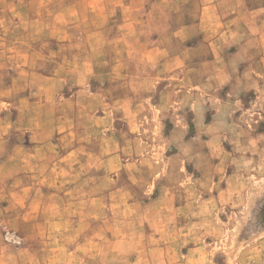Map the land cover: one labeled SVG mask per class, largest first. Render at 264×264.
Returning a JSON list of instances; mask_svg holds the SVG:
<instances>
[{
	"label": "rangeland",
	"instance_id": "obj_1",
	"mask_svg": "<svg viewBox=\"0 0 264 264\" xmlns=\"http://www.w3.org/2000/svg\"><path fill=\"white\" fill-rule=\"evenodd\" d=\"M158 1L157 10H179L192 16L197 14L200 4L198 0ZM246 2L254 8L264 0ZM126 3L0 0V72L13 70L15 76L29 73L26 80L20 79L21 75L14 80L13 91L7 93V98L13 107L19 104L21 95L43 99L44 93H49L42 89L45 82L40 74L57 72L62 78L72 76L70 82L63 81L61 91L55 94L56 106H61L63 128H68L62 134V151L79 155L72 161L63 160V167L69 168L71 164L74 169L83 168V153H95L94 176L71 178L78 185L75 197L79 201L85 199L81 190L86 183H93V232L85 238V233L77 236L63 232L60 239L38 242L25 240L17 229L0 224V264H86V260L91 261L88 264H264V137L244 139L243 144L229 141L238 137L234 123L256 135L263 131L264 121L260 119L261 125L251 130V119L259 117V113L240 109L242 116L239 114L235 120L229 116L228 107L220 110L216 99L204 98L209 102L205 105L203 98L194 94L192 88L196 84L192 80L164 79L157 82V90L149 81L126 80L123 71H151V66L143 63L148 56L145 50L119 47L132 44L134 39L130 34H121L123 29H119L124 20L133 22ZM137 6L129 5V9ZM140 8L147 13L151 9L149 1ZM159 15L156 22L165 23L166 17ZM242 21L246 17H241ZM121 37L124 41H120ZM139 56L140 65L135 61ZM154 69L162 72L160 75L168 72L164 67ZM175 72L181 75L180 70ZM118 76L123 78L117 79ZM205 87L214 89L211 83ZM166 88L173 89L171 96L161 94ZM184 88L190 89L189 93L183 91L187 96H182ZM140 95L148 97L143 100ZM139 101H144L148 112L136 119L139 129L135 133L132 128L127 130L124 153L121 152L126 166L109 178V189L101 193L97 186L102 184L97 176L101 160L97 157L121 151L116 140L104 147L102 139L107 132H117V123H122L123 116L115 114L123 112V108L127 110L125 120L135 121L127 107ZM237 101L240 108L248 106L250 92ZM188 105L191 123L189 128L184 127L188 128L186 142L181 144L178 134L168 143L166 136L171 127L182 122V116L176 117L182 112L186 115ZM198 112V121L210 122L194 129L192 124L197 121ZM91 123L95 128L104 124V129L97 127L103 134L85 131ZM221 135H225L223 143L217 139ZM86 138H91L89 146L76 145ZM235 153L254 156L255 161L235 159ZM113 164L116 162L110 161V167ZM236 166L243 168L244 174L228 178L227 172ZM223 186H228L225 195L220 193ZM83 211L79 209L76 216H84ZM39 249H44L43 257L38 255Z\"/></svg>",
	"mask_w": 264,
	"mask_h": 264
},
{
	"label": "crops",
	"instance_id": "obj_2",
	"mask_svg": "<svg viewBox=\"0 0 264 264\" xmlns=\"http://www.w3.org/2000/svg\"><path fill=\"white\" fill-rule=\"evenodd\" d=\"M124 1L127 2L126 11L130 13L128 16L133 22L128 23V19L124 20V23L119 25V29H123L121 34H130L134 39L132 44L123 43L119 44V47L145 50L148 56L143 63L151 66V71L144 74L123 71L126 80L149 81L156 90L157 82L164 79H181L183 82L192 80L196 84V88H192L195 91L194 94L198 98H203L205 105H209L208 98L216 99L221 104L220 110L228 107L229 116H233L235 120L239 119V114L242 116L240 109L249 113H259V117L251 119V130L258 127L260 119L264 121V2L260 7L251 8L245 0H198L200 2L198 12L192 16L183 14L179 10H157L160 4L158 0ZM147 1L151 9L146 13L140 7ZM164 1L174 3L188 0ZM129 5L138 6L130 10ZM161 13L166 17V21L158 24L156 18ZM241 17H246V21L241 22ZM240 34L241 38H239ZM120 41H124V38L121 37ZM140 59V56L135 59L138 65L141 63ZM6 62L8 63V59ZM156 67H164L168 72L160 75L159 73L162 72L154 69ZM177 70H180L181 75L178 73L175 75ZM19 75L23 80L29 77V73L27 76L25 74L15 76L14 71L11 72L8 69L6 72H0V224L17 229L23 239L28 241L60 239L63 232L77 236L85 233L82 237H88V232L91 233L95 225L94 216L91 215L94 211L95 199L93 183H86L85 189L81 190L85 192V199L79 201L75 197L79 191L78 185L71 178L79 176V178L88 179L94 176L95 153H83L84 156H81V161H84L81 164L83 168L79 166L78 169H74L71 164L69 168L63 167V160L72 161L79 155L74 151L71 153L62 151L65 141L62 134L68 128H63L61 106H56L58 102H55V94L61 91L63 81L70 82L73 77L62 78L63 75L57 72L40 74L39 78L45 82L42 89L49 94L44 93L43 99L21 95L18 99L19 104L13 107L11 99L7 98V93L13 91V82L20 77ZM122 78L117 77V79ZM207 83H211L214 89L205 87ZM164 91H161L162 95L171 96L173 89L170 91L166 88ZM183 91L189 93L190 89L182 90V96H187ZM249 92L250 103L240 108L238 98L246 96ZM140 97L146 100L148 95H140ZM130 107L127 108L132 112L135 121L125 120L127 110L123 108V112L115 114L123 116L122 123H117V132H107L105 138L107 142L104 138L102 139L101 145L104 147L113 145L116 140L121 151L97 157L101 160L99 168L101 170H97V176L102 182L97 185L101 193L109 189V178L118 175L120 169L126 166L122 162L126 160V157L121 152L124 153L123 146L127 140V130L132 128L135 133L139 129L136 119L148 112L144 101H139ZM189 107L188 105L185 110L186 115L184 112L176 115V119L182 116V122L179 126L174 124L171 127L169 135L166 136L168 143L172 142L173 137L178 134L181 135V144L186 142L187 130L191 123H189ZM168 109L169 107H167V114ZM198 117H200L199 112L196 119ZM198 120L192 124L194 129L206 127L210 122ZM230 121H232L231 118ZM109 124L110 121L105 127L107 128ZM97 127L104 129V124ZM97 127L95 128L91 123L85 131L89 130L90 134H93L96 130L103 134V130L99 132ZM184 127H188L187 130ZM262 129L263 131H258L254 135V132L249 131L247 127L234 123L233 130L238 137L229 138V141L234 144L241 142L243 144L244 139H253L255 136L256 138L264 137V124ZM224 138L225 135H221L217 139L223 143ZM90 143L91 138H86L77 141L76 145L89 146ZM241 153H235V159L255 161L254 156ZM131 159L135 158L131 157ZM110 161L116 162L111 166L112 168ZM244 172L243 168L238 169L236 166L227 172V176L228 178L240 177ZM69 177L70 179L67 180ZM90 181L92 182L91 179ZM227 187L223 186L220 193L227 194ZM120 191L121 189L117 187V192ZM79 209H84V216L78 218L76 214ZM99 221L104 222L101 218ZM171 223L172 221L166 222V226L169 227ZM41 250L44 251L39 249L38 255L43 257L45 253ZM90 262L86 260V264Z\"/></svg>",
	"mask_w": 264,
	"mask_h": 264
}]
</instances>
